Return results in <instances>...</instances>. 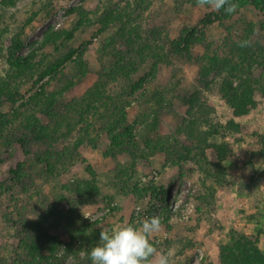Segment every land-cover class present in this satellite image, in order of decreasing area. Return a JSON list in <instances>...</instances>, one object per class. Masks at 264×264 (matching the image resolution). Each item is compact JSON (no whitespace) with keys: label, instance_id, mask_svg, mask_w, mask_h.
<instances>
[{"label":"rangeland","instance_id":"obj_1","mask_svg":"<svg viewBox=\"0 0 264 264\" xmlns=\"http://www.w3.org/2000/svg\"><path fill=\"white\" fill-rule=\"evenodd\" d=\"M194 2L15 0L10 5L0 0V82L11 72L15 76L10 59L12 39L20 37L24 43L17 56L37 51L32 77L22 78L20 97L14 104L5 97L3 111L12 113L37 97L29 112L39 114L41 107L51 103L54 111L50 115L55 118L88 91L95 93L93 104L97 106L89 113V120V114L85 115L71 132L70 140H61L63 145H74L79 139L77 158L72 162L67 158L66 168L58 166L54 175L34 162L46 148L43 143L32 142L31 153L24 155L17 147H6L0 137V183L13 186L10 170L20 159L25 160L26 171L32 176L28 188L20 186L13 194L0 197V264H23V250L18 244L23 233L16 224L17 212L21 211L39 224L36 230L44 228L64 242L56 258L42 264H87L86 252L66 253L67 246L88 237L97 246L102 230L139 225L149 218V212L159 216L163 225L152 242L158 253L169 255L171 264H220L219 246L232 234L259 235L264 251V96L258 95L257 108L234 117L220 92L223 75L212 74L210 86L203 87L199 83L200 64L188 62L173 47L176 42L184 47L181 36L191 29L199 36L205 33L203 46H197V51L239 61L240 52L232 55V49L250 37L253 49L260 52L264 29L257 28L260 18L249 10H242L240 16L223 25L205 24L203 19L210 17L213 9ZM56 30L64 35L57 45L39 48ZM133 37L158 43L162 58L142 56L139 60L133 56L139 60L137 70L124 74L128 64L118 58L114 44ZM81 54L85 61L82 74L75 62ZM260 61L264 67V56ZM49 70L50 74L34 82ZM256 71L264 77L262 66H256ZM46 83L49 93L41 96ZM15 84H11L12 92ZM194 95L197 103L188 104ZM121 109L129 114L128 124L133 126L139 147L136 155L110 148L108 126ZM202 115L219 125L220 134L208 142L226 144L227 159L222 162L213 149L206 151L210 163L196 150L189 151L196 143L197 131L208 129L204 122L194 127ZM232 119L245 125V130L226 131L225 124ZM19 121L12 125L17 127ZM190 130H194L195 139L188 134ZM94 179L99 192L91 194L87 183ZM73 184L86 191L74 192ZM126 185L129 197L122 192ZM137 188L142 193L132 194ZM154 188L169 192V224L163 222V199ZM36 230L31 233L37 234Z\"/></svg>","mask_w":264,"mask_h":264},{"label":"trees","instance_id":"obj_2","mask_svg":"<svg viewBox=\"0 0 264 264\" xmlns=\"http://www.w3.org/2000/svg\"><path fill=\"white\" fill-rule=\"evenodd\" d=\"M6 4L14 5L15 0H4ZM239 5L238 11L233 14H227L223 10H213L212 15L206 16L203 19L205 24L211 25L212 23L219 22L221 25L227 23L228 20H232L241 15L242 10L252 11L256 17L260 18L261 25L258 29H264V0H234ZM194 4H196L194 2ZM216 17L213 20L212 17ZM188 31V32H187ZM188 34L181 36L184 47L180 48V44H173L178 51L179 56H183L188 62H197L200 64V85L203 87H209L212 81L210 76L214 73H221L223 76L220 79V92L225 104L232 111L234 117H242L250 112L251 109H255L258 106V95L264 96V81L258 75H256V66L259 69L263 67L261 58L264 56V47L260 43V52H257L253 43L251 47L241 48L236 44V48L232 49V55L240 52L241 59L235 60L233 57L222 56L213 58L211 54L205 51L204 54L197 51V46H203V39L205 33L197 34L191 29H187ZM136 34V33H135ZM254 37V30L249 34ZM64 35L60 31H54L47 35L40 45L39 48H45L49 45H57L58 41ZM19 37V36H18ZM244 40H250V37ZM10 59H11V71L15 73V76L10 75L0 82V137L4 139L6 147H17L21 149L24 155L31 153L32 142L43 143L46 148L41 150L40 154H37L35 158V164L38 167H43V171L48 174H56L58 166L66 168L67 158L71 159V162L76 160V151L79 143L72 145H63L62 139L65 138L70 140L71 132L80 124L82 119H85V115L92 114L95 111L96 105L93 104L95 100V93L88 91L85 96L76 98L71 104L70 109L67 112L58 113L55 118L51 117L53 113V105L51 103L46 104V108L41 107L39 114L36 112H29V105L36 104L39 100L37 97H33L30 103L21 104L14 112L7 113L3 111V101L5 97L14 104L20 97L19 87L22 85L24 79L32 77L34 69V61L37 57V51H33L27 56H17L18 53L24 46L22 39L14 38L10 41ZM116 52L120 60H124L128 66L125 67L126 71H136L138 61L142 56L151 58H162L161 48L158 43L149 39L138 41L137 37L128 39L127 41H120L114 44ZM138 45V48H137ZM38 48V49H39ZM37 49V50H38ZM73 54V53H72ZM71 54V55H72ZM263 54V56L261 55ZM133 56L139 58L135 59ZM75 62L78 63V70L84 73L85 61L83 60V54L79 56ZM143 59V58H142ZM146 60H143V63ZM141 65V64H140ZM52 70V69H50ZM50 70L42 73L39 78L34 82L45 78L50 74ZM22 78H24L22 80ZM15 82V90L12 92L11 84ZM235 83H238L237 85ZM98 87V84L96 85ZM49 93L47 89V83L40 90L41 96H47ZM197 95L188 102L190 105L197 103ZM53 101V100H52ZM96 101V100H95ZM54 102V101H53ZM33 103V104H32ZM110 104V103H109ZM161 107V106H160ZM22 110V112H21ZM25 110V112H24ZM42 110V111H41ZM24 112V113H23ZM90 114L87 115V120L90 118ZM21 115V116H20ZM199 122L194 121V127H197L200 122L207 124L208 129L197 131L196 143L193 147H189V151L199 152L198 155L201 159L208 162L206 151L213 149L218 157V160L222 162L227 159L228 147L223 143H209L208 140L220 134L219 125L212 124L210 118H204V115L200 116ZM129 114L121 109L120 112L114 114L112 120L108 126V134L110 140V148H114L120 152H130L137 154L139 149L136 143V136L133 132V126L128 124ZM210 119V120H209ZM17 120L19 124L14 127L12 123ZM222 127V126H221ZM245 125L237 123L234 119L228 121L225 124L224 129L229 132H242L245 130ZM190 136L195 139L194 130L188 131ZM82 142V140H80ZM92 141V140H91ZM62 144V145H61ZM74 154V157H73ZM210 163V162H208ZM219 164V163H218ZM27 163L25 160L20 159L14 168L10 170V181L13 186H7V184L0 183V197L5 194H13L18 187L22 186L28 188L26 185L32 181V176L26 171ZM61 170V169H60ZM59 170V172H60ZM88 188L91 194L99 192L97 188V182L94 179L93 182H88ZM73 191L78 194H83V187L80 184H73ZM122 187L124 196L129 197L130 192L127 187ZM153 192L158 196L162 197V208L161 214L163 215V222L169 224L171 220L172 207L168 205L167 199L169 192L163 188H154ZM138 195L142 193L137 188L132 191V194ZM86 194V193H85ZM18 213V219L16 224H19L22 229L23 237L19 239L18 244L20 245L22 254L20 260L23 264H42L44 261L50 258H56L58 252L63 247L64 242L59 239L58 236L49 232L48 230L41 228L36 230L37 225L35 221H31L26 216V212L21 211ZM153 213H148L149 217ZM91 227V225H88ZM18 228V226H17ZM37 231V234L31 233V231ZM84 234V233H83ZM82 234V235H83ZM85 235V234H84ZM260 236H247V235H233L230 240L221 244L220 249V264H264V251L261 250ZM67 252L71 251H82L88 253L94 245L92 240L88 237L83 242H75L73 246H67ZM87 259V255H86ZM87 264H91L90 260L87 259Z\"/></svg>","mask_w":264,"mask_h":264},{"label":"clouds","instance_id":"obj_3","mask_svg":"<svg viewBox=\"0 0 264 264\" xmlns=\"http://www.w3.org/2000/svg\"><path fill=\"white\" fill-rule=\"evenodd\" d=\"M201 8L223 10L227 14L238 11L239 5L234 0H196ZM238 47H251L250 40H243ZM139 215L140 209H136ZM159 216L144 219L139 225H124L100 232L97 246L87 253L91 264H171L169 255L158 253L152 237L162 230Z\"/></svg>","mask_w":264,"mask_h":264}]
</instances>
